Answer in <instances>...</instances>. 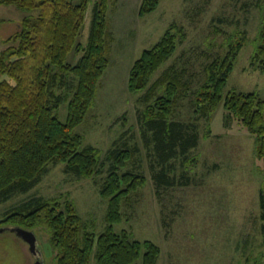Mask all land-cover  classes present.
Segmentation results:
<instances>
[{"label":"trees","instance_id":"1","mask_svg":"<svg viewBox=\"0 0 264 264\" xmlns=\"http://www.w3.org/2000/svg\"><path fill=\"white\" fill-rule=\"evenodd\" d=\"M90 1L0 0V6L14 5L27 11L20 29L0 53V203L33 188L50 163H65L67 172L89 178L100 173L109 161L100 188L101 195L108 199L107 226L96 236L73 201L37 196L5 213L0 225L26 230L48 226L51 242L58 249L57 264H132L143 251L144 264H158L161 247L157 243L139 240L127 229H115V224L122 221L123 201L147 182L140 169L129 168L140 147L120 138L103 160L101 150L84 145L83 135L75 130L93 106L100 78L109 64L108 0H97L89 40L85 46L77 44ZM160 2L142 0L139 14L152 12ZM244 32L230 38L226 52L206 64L205 77L193 91L191 103L197 119L208 120L223 105L225 122L237 121L255 138L259 168L264 172V97L256 91H225L247 41ZM183 36L182 27L170 25L158 42L135 60L128 81L132 93L146 91L142 99L147 105L138 113V120L157 193L189 184L187 165L197 163L191 153L199 145V123L173 117L179 100L192 92L188 81L182 79L181 71L168 67L152 83ZM257 41L251 64L264 70V11ZM73 49L82 52L75 63L67 60ZM64 102L69 107L66 121L55 113ZM260 200L264 209V190Z\"/></svg>","mask_w":264,"mask_h":264},{"label":"rangeland","instance_id":"2","mask_svg":"<svg viewBox=\"0 0 264 264\" xmlns=\"http://www.w3.org/2000/svg\"><path fill=\"white\" fill-rule=\"evenodd\" d=\"M96 3L97 0L90 1L86 21L77 36L81 46L89 40ZM141 3L142 0H108L109 64L100 78L93 106L75 128L83 135L84 145L101 150L103 160L120 138L140 147L129 168L140 169L147 182L123 201L122 221L115 224V229H127L139 240L157 243L161 247L158 264H264V209L260 200L264 172L259 168L255 138L237 121L225 122L223 105L208 120L197 119L191 103L193 91L205 77L206 64L225 53L228 41L239 31H245L247 41L225 91H256L264 97V70L251 64L264 0H161L157 9L144 15L139 14ZM26 15L27 11L17 6H0V53ZM172 24L182 27L184 36L173 56L154 74L152 83L168 67L182 72L192 92L179 100L173 117L196 120L200 141L191 153L196 165H187L191 182L157 193L138 120V113L147 105L142 99L146 91L132 93L128 81L135 60L144 49L156 44ZM81 54L73 49L68 62L75 63ZM68 111V102H64L55 113L66 121ZM109 167L106 161L100 173L87 178L67 172L65 163H50L33 188L0 203V220L32 197L58 198L61 202L69 199L98 236L108 223V199L101 195L100 188ZM181 171L179 167L178 174ZM16 227L19 226L0 225V264H37V260L57 264L58 249L51 242L48 226L28 228L37 237L38 257ZM143 254L144 251L132 264H144Z\"/></svg>","mask_w":264,"mask_h":264},{"label":"water","instance_id":"3","mask_svg":"<svg viewBox=\"0 0 264 264\" xmlns=\"http://www.w3.org/2000/svg\"><path fill=\"white\" fill-rule=\"evenodd\" d=\"M16 229L30 243L34 255L38 257L39 253L37 251V246H36L37 237L35 233H33L32 231L26 230L24 228H21V227H16Z\"/></svg>","mask_w":264,"mask_h":264},{"label":"bare ground","instance_id":"4","mask_svg":"<svg viewBox=\"0 0 264 264\" xmlns=\"http://www.w3.org/2000/svg\"><path fill=\"white\" fill-rule=\"evenodd\" d=\"M37 263L42 264V263L40 262V260H39V261L37 260Z\"/></svg>","mask_w":264,"mask_h":264}]
</instances>
